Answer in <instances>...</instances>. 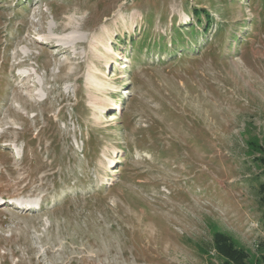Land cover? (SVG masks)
Instances as JSON below:
<instances>
[{
	"label": "rangeland",
	"instance_id": "1",
	"mask_svg": "<svg viewBox=\"0 0 264 264\" xmlns=\"http://www.w3.org/2000/svg\"><path fill=\"white\" fill-rule=\"evenodd\" d=\"M259 154L264 0H0V264H259Z\"/></svg>",
	"mask_w": 264,
	"mask_h": 264
},
{
	"label": "trees",
	"instance_id": "2",
	"mask_svg": "<svg viewBox=\"0 0 264 264\" xmlns=\"http://www.w3.org/2000/svg\"><path fill=\"white\" fill-rule=\"evenodd\" d=\"M203 14L205 21L202 22L200 15ZM192 15L195 20L204 28V31L208 29L212 19L211 16L204 10L192 11ZM259 152L262 153L259 147ZM253 165L260 167V171L254 176L248 179L247 185L252 197L256 200L259 207L264 211V154L252 158ZM261 226L264 229V214L261 219ZM211 246L215 254L221 260V264H250L248 262V254L242 249L236 247L229 236L222 232H215L211 238ZM259 247L262 250V254L259 258V264H264V243H260Z\"/></svg>",
	"mask_w": 264,
	"mask_h": 264
},
{
	"label": "bare ground",
	"instance_id": "3",
	"mask_svg": "<svg viewBox=\"0 0 264 264\" xmlns=\"http://www.w3.org/2000/svg\"><path fill=\"white\" fill-rule=\"evenodd\" d=\"M69 42H77V40H75V39H69ZM79 42V41H78ZM26 205H30V204H26ZM17 206H19V205H17ZM25 210H28L27 208H25Z\"/></svg>",
	"mask_w": 264,
	"mask_h": 264
}]
</instances>
